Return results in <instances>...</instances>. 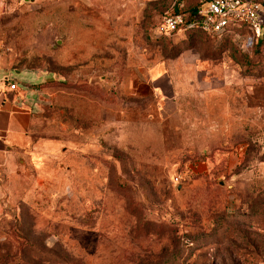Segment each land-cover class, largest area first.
<instances>
[{
    "label": "rangeland",
    "instance_id": "1",
    "mask_svg": "<svg viewBox=\"0 0 264 264\" xmlns=\"http://www.w3.org/2000/svg\"><path fill=\"white\" fill-rule=\"evenodd\" d=\"M203 1L0 0V264H264V31L160 33Z\"/></svg>",
    "mask_w": 264,
    "mask_h": 264
},
{
    "label": "built area",
    "instance_id": "2",
    "mask_svg": "<svg viewBox=\"0 0 264 264\" xmlns=\"http://www.w3.org/2000/svg\"><path fill=\"white\" fill-rule=\"evenodd\" d=\"M248 28L257 37L264 30V4L258 0H205L189 16L181 9L166 13L158 30L161 34L200 30L222 36L238 35L239 28ZM15 82L9 84L13 90Z\"/></svg>",
    "mask_w": 264,
    "mask_h": 264
},
{
    "label": "crops",
    "instance_id": "3",
    "mask_svg": "<svg viewBox=\"0 0 264 264\" xmlns=\"http://www.w3.org/2000/svg\"><path fill=\"white\" fill-rule=\"evenodd\" d=\"M16 73L27 76V79H16ZM29 75L24 70L11 71L5 67L1 60L0 46V175L13 168L17 158L25 155L33 146L31 112L24 104L26 98L23 92ZM12 82H15L16 89H9Z\"/></svg>",
    "mask_w": 264,
    "mask_h": 264
},
{
    "label": "trees",
    "instance_id": "4",
    "mask_svg": "<svg viewBox=\"0 0 264 264\" xmlns=\"http://www.w3.org/2000/svg\"><path fill=\"white\" fill-rule=\"evenodd\" d=\"M205 1V0H204ZM203 1V2H204ZM202 2H200V3H198V4H195L194 6H192V7H190V8H180L183 12H185V13H187L189 16L192 14V12H194V10L197 8V6L199 5V4H201ZM179 9H176L175 8V10L174 11H178ZM241 28H239V30H240ZM189 31H200V30H188V31H186V32H189ZM264 31V30H263ZM262 35V34H261ZM261 35L260 36H258V38L259 37H261Z\"/></svg>",
    "mask_w": 264,
    "mask_h": 264
}]
</instances>
